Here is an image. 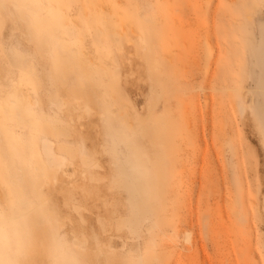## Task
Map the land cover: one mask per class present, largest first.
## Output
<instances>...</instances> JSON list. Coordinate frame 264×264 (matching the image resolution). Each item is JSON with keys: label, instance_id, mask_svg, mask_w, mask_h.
Wrapping results in <instances>:
<instances>
[{"label": "rangeland", "instance_id": "rangeland-1", "mask_svg": "<svg viewBox=\"0 0 264 264\" xmlns=\"http://www.w3.org/2000/svg\"><path fill=\"white\" fill-rule=\"evenodd\" d=\"M263 79L264 0H0V264H264Z\"/></svg>", "mask_w": 264, "mask_h": 264}, {"label": "bare ground", "instance_id": "bare-ground-1", "mask_svg": "<svg viewBox=\"0 0 264 264\" xmlns=\"http://www.w3.org/2000/svg\"><path fill=\"white\" fill-rule=\"evenodd\" d=\"M64 40V39H63ZM73 50V49H72ZM264 80V79H263ZM155 93V92H154ZM259 96H262V100H263V102H262V105H261V107H259V112H260V118H261V121H262V119H264V88H263V91H260V93L259 92H256ZM157 95V94H156ZM159 95V94H158ZM158 99H159V97H158ZM237 100V101H236ZM238 98L236 99L235 98V104L237 105V107H238V105L239 104H241V101H239L238 102ZM158 101V100H157ZM238 102V103H237ZM52 103H54V104H56V103H58L57 101H52ZM156 104V103H155ZM155 104H151L150 105V109H149V113H151V112H153V108L155 107ZM241 107H243L242 105H240ZM240 106L238 107V108H240ZM89 107V106H88ZM253 107H255L254 106V103H253ZM257 107V106H256ZM240 109H243V108H240ZM241 111V110H240ZM81 116V115H80ZM65 136V135H64ZM108 151H111V153H113V154H116L117 153V151H116V148H115V146H113V147H110V148H108ZM110 153V154H111ZM119 173L120 174H122L124 177L122 178V180L123 181H126V183H127V185L131 188V190H132V194L134 195V202H133V205H134V207H135V213H134V220L136 221V215L138 214V212H137V209L139 208V207H143V206H141V205H143V204H139L137 201H136V198H137V195H136V192L138 191L139 193H141L142 191H143V189L141 188H139L136 184H135V182L129 177V175H127V173H126V169H125V167H123V165L121 164V163H119ZM74 171H75V169H73V172H72V170H71V176H73L74 175ZM63 175L65 174V169L63 170V173H62ZM140 190H141V192H140ZM40 205H41V203H39ZM42 210H43V208H42ZM107 225H108V223H107ZM135 226H136V223H135ZM189 239H190V234H187L186 233V235H185V241L187 242V241H189ZM80 249H82V248H80ZM84 250V249H83Z\"/></svg>", "mask_w": 264, "mask_h": 264}, {"label": "snow or ice", "instance_id": "snow-or-ice-1", "mask_svg": "<svg viewBox=\"0 0 264 264\" xmlns=\"http://www.w3.org/2000/svg\"><path fill=\"white\" fill-rule=\"evenodd\" d=\"M3 7H5V8H13V7H16L17 5H14V4H12V5H9V4H5V5H2ZM262 128H264V119H262Z\"/></svg>", "mask_w": 264, "mask_h": 264}]
</instances>
